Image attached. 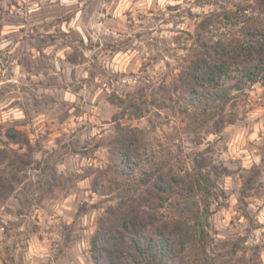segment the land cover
<instances>
[{
  "label": "rangeland",
  "instance_id": "1",
  "mask_svg": "<svg viewBox=\"0 0 264 264\" xmlns=\"http://www.w3.org/2000/svg\"><path fill=\"white\" fill-rule=\"evenodd\" d=\"M235 1L0 0V176L17 173L0 188V264H94L97 221L125 188L110 154L117 123L183 168L203 151L222 172L208 254L238 243L239 257L244 236L264 264V88L226 83L230 121L216 132L183 111L172 86L186 33ZM127 97L135 107L122 114L114 100ZM11 128L30 149L9 141Z\"/></svg>",
  "mask_w": 264,
  "mask_h": 264
},
{
  "label": "trees",
  "instance_id": "2",
  "mask_svg": "<svg viewBox=\"0 0 264 264\" xmlns=\"http://www.w3.org/2000/svg\"><path fill=\"white\" fill-rule=\"evenodd\" d=\"M186 35L189 44L182 47L185 53L173 78V93L195 122L211 123L217 132L230 121L222 115L230 101L226 83L234 81L233 87L240 89V85L259 82L264 88V0H237L222 10H210ZM134 99L114 101L124 114L135 107ZM142 133L139 128L116 124L110 154L114 171L125 178V188L116 205L97 221L90 240L93 263L263 264L260 245L249 246L251 253H247L244 236H240L239 257L238 243L208 254L215 239L208 221L210 204L219 196L217 179L222 172L205 161L203 151L190 154V168H183L149 146ZM4 135L30 149L18 130L8 129ZM19 157L29 162V154ZM16 175L3 171L0 188L11 187L8 177ZM252 185V176L243 177L241 195ZM242 215L247 217L245 209Z\"/></svg>",
  "mask_w": 264,
  "mask_h": 264
},
{
  "label": "built area",
  "instance_id": "3",
  "mask_svg": "<svg viewBox=\"0 0 264 264\" xmlns=\"http://www.w3.org/2000/svg\"><path fill=\"white\" fill-rule=\"evenodd\" d=\"M0 229L3 230V227H1Z\"/></svg>",
  "mask_w": 264,
  "mask_h": 264
}]
</instances>
